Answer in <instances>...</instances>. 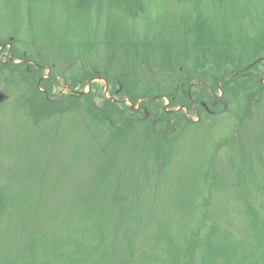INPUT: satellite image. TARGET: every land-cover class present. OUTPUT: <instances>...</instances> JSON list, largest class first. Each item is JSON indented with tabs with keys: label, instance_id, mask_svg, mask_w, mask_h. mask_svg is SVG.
Instances as JSON below:
<instances>
[{
	"label": "rangeland",
	"instance_id": "rangeland-1",
	"mask_svg": "<svg viewBox=\"0 0 264 264\" xmlns=\"http://www.w3.org/2000/svg\"><path fill=\"white\" fill-rule=\"evenodd\" d=\"M0 264H264V0H0Z\"/></svg>",
	"mask_w": 264,
	"mask_h": 264
},
{
	"label": "water",
	"instance_id": "water-1",
	"mask_svg": "<svg viewBox=\"0 0 264 264\" xmlns=\"http://www.w3.org/2000/svg\"><path fill=\"white\" fill-rule=\"evenodd\" d=\"M3 98H4V95L0 93V102L2 101Z\"/></svg>",
	"mask_w": 264,
	"mask_h": 264
},
{
	"label": "trees",
	"instance_id": "trees-1",
	"mask_svg": "<svg viewBox=\"0 0 264 264\" xmlns=\"http://www.w3.org/2000/svg\"><path fill=\"white\" fill-rule=\"evenodd\" d=\"M94 0H92V2H93Z\"/></svg>",
	"mask_w": 264,
	"mask_h": 264
}]
</instances>
